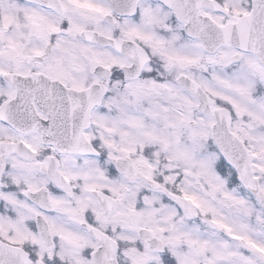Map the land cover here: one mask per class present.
I'll return each instance as SVG.
<instances>
[{
    "label": "snow or ice",
    "instance_id": "1",
    "mask_svg": "<svg viewBox=\"0 0 264 264\" xmlns=\"http://www.w3.org/2000/svg\"><path fill=\"white\" fill-rule=\"evenodd\" d=\"M0 264H264V0H0Z\"/></svg>",
    "mask_w": 264,
    "mask_h": 264
}]
</instances>
